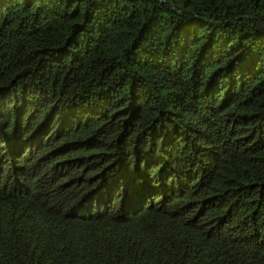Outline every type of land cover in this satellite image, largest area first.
Instances as JSON below:
<instances>
[{
  "label": "trees",
  "instance_id": "trees-1",
  "mask_svg": "<svg viewBox=\"0 0 264 264\" xmlns=\"http://www.w3.org/2000/svg\"><path fill=\"white\" fill-rule=\"evenodd\" d=\"M0 264H264V0H0Z\"/></svg>",
  "mask_w": 264,
  "mask_h": 264
}]
</instances>
